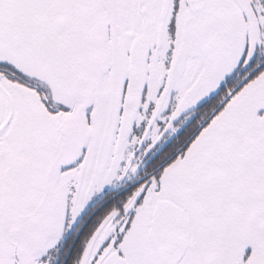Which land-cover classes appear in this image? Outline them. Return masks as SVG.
<instances>
[{"label": "snow or ice", "instance_id": "obj_1", "mask_svg": "<svg viewBox=\"0 0 264 264\" xmlns=\"http://www.w3.org/2000/svg\"><path fill=\"white\" fill-rule=\"evenodd\" d=\"M0 264H264V0H0Z\"/></svg>", "mask_w": 264, "mask_h": 264}, {"label": "flooded vegetation", "instance_id": "obj_2", "mask_svg": "<svg viewBox=\"0 0 264 264\" xmlns=\"http://www.w3.org/2000/svg\"><path fill=\"white\" fill-rule=\"evenodd\" d=\"M67 239H68V240H71V239H72L71 234L68 235Z\"/></svg>", "mask_w": 264, "mask_h": 264}]
</instances>
